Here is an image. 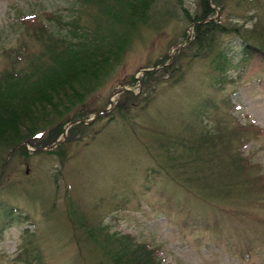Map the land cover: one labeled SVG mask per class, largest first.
Wrapping results in <instances>:
<instances>
[{"label":"rangeland","instance_id":"obj_1","mask_svg":"<svg viewBox=\"0 0 264 264\" xmlns=\"http://www.w3.org/2000/svg\"><path fill=\"white\" fill-rule=\"evenodd\" d=\"M197 1L156 0L122 58L91 63L80 55V64L90 62L80 73L89 91L76 85L93 109L86 120L130 89L106 114L52 150L42 148L47 135L26 143V155L21 146L0 153V264H119L115 251L144 264L147 250L156 264H264V56H246L235 33L223 34L209 56L192 57L188 44L172 52L190 32L184 8L194 16ZM215 10L227 25L264 23V0H227ZM48 13L95 27L98 10L81 0H0V73L41 56L46 37L27 29ZM172 65L180 72L144 84L142 69ZM44 113L36 114L43 125ZM67 126L55 128V139ZM194 146L198 164L212 167L214 185L229 183L228 192L203 198L179 181L182 171L195 173L186 162Z\"/></svg>","mask_w":264,"mask_h":264},{"label":"trees","instance_id":"obj_2","mask_svg":"<svg viewBox=\"0 0 264 264\" xmlns=\"http://www.w3.org/2000/svg\"><path fill=\"white\" fill-rule=\"evenodd\" d=\"M141 1L145 0H81L84 5L92 4L97 7L95 27L80 25V16H75L71 22L66 24L62 23L64 21L62 16H52L53 13H48L49 17L47 19H34V23L32 22L31 28L27 29V33L32 36L39 34L42 38L46 37L48 43L45 44L44 50L40 52L41 56L33 55L31 57L29 55V61L25 65H13L0 73V153L9 152L23 142L36 145L47 135L46 141L43 140V144H51L56 140L57 132L55 128H63L65 124L71 121L85 119L87 113L93 109L85 102V93L79 94L78 90H81V86L77 87L76 85L82 84L89 91L88 87H85L86 84H83L88 81L80 73L86 71L90 62L83 61L80 64L79 62L82 59L80 55H87L90 61L96 63L99 60L109 61L112 54L119 55L122 58L132 41L135 28L140 23H147L150 17L149 13H151L150 11L156 0H153V2L150 0L151 3L146 4V8H143L145 13L135 12L138 6L134 7L135 4ZM241 1L238 0V3ZM244 1L249 2V0ZM226 2L227 0H198V10L194 16L190 14L188 9L184 8L187 18L191 23H195L194 36L187 43V48L193 50L192 57L198 58L214 54L220 37L227 33H235L242 39L246 56H252L256 53L264 56V23L258 19L254 22L252 28L246 29L238 25H227L223 21H218L214 17L216 15L215 9L221 6V10H224ZM55 17L58 18L55 19ZM252 17L254 15L250 18ZM65 31L66 33L63 34ZM69 35H79L80 37H77L79 40L75 41L70 39ZM218 55L222 57L221 52ZM19 61L15 62L20 63ZM162 62L160 61V63ZM70 68L73 70L72 72L69 71ZM171 70L180 72L173 65L162 66L157 71L145 72L144 84L146 85L148 80L154 79L157 73H161V76L164 77L169 75ZM180 77L181 75L175 77V82H178ZM32 93H34L33 101H27L28 94L31 95ZM76 93L77 98H75ZM145 98L144 101L150 100L148 97ZM64 99L68 103L70 102L69 99H73L71 105L66 106L68 103H65ZM62 105L65 106L62 108ZM45 109H47V113L42 114L44 117H41V119L46 118L43 125L39 123V117L36 114ZM65 111L66 113H64ZM70 113L72 114L70 115ZM121 113L122 117L126 119L127 111ZM76 124L70 128L69 133L79 131L85 127L83 121ZM21 148L23 154L28 153L25 144ZM192 148L190 160L187 159L186 162L195 165V173L182 171L179 181H183L190 191L198 193L203 198H208L212 194L216 197L219 192H228L230 189L229 183L222 185L221 182L214 185V182L220 176L219 174H212L214 172L212 167L211 172L207 173L204 170L205 166L201 163L198 164V162H201V159H198L201 148L199 150L195 146ZM199 165H201V169L203 168V173ZM223 175L225 176L226 172ZM213 176H216V178L212 179ZM131 247V244H126L124 249L130 251ZM147 251L148 259L145 257L143 263L156 264L151 257L152 252ZM144 253L141 250L140 255H144ZM126 255L128 253L123 254V251H115V257L118 256L121 260L119 264H135L134 259H131L133 256L129 257L128 255L126 257ZM137 256L139 254L135 257ZM126 258H129V260L126 261Z\"/></svg>","mask_w":264,"mask_h":264},{"label":"water","instance_id":"obj_3","mask_svg":"<svg viewBox=\"0 0 264 264\" xmlns=\"http://www.w3.org/2000/svg\"><path fill=\"white\" fill-rule=\"evenodd\" d=\"M194 25H195V23H192V24H191L189 35H188V37L186 38V41H187V42L191 39V35H192V33H193V27H194ZM180 46H182V43H177V44L174 46V49L172 50V52H175V50H176L178 47H180ZM148 70H150V69H146V68H145V69H142L141 71H142V72H146V71H148ZM127 90H130V89H129V88H124L123 90H117V91L114 92L113 96L116 97L118 94L122 93V91H127ZM113 106H114V101H113V99H112L111 104H110V107L105 108V109H103L102 111H98L97 113H95L94 117H92V118H90V119H88V120H85V123H89V122H91L93 119H95L97 116H99L103 111H108V110H110ZM76 122H80V120L70 122V123L68 124L66 130H68V128H69L70 126H72V125H73L74 123H76ZM66 135H67V134H66V132H65V133L63 134V137H62L61 139H59L58 141H56L53 145L46 147L45 149H47V150H51V149L55 148L57 145H59L60 143L63 142V140L65 139ZM21 145H22V143L19 144V145H17L14 149H12L11 152L9 153V156H10V155H11V154H12L17 148H19Z\"/></svg>","mask_w":264,"mask_h":264}]
</instances>
